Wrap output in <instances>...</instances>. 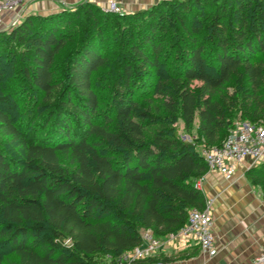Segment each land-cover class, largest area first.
<instances>
[{"label":"trees","instance_id":"obj_1","mask_svg":"<svg viewBox=\"0 0 264 264\" xmlns=\"http://www.w3.org/2000/svg\"><path fill=\"white\" fill-rule=\"evenodd\" d=\"M170 61L168 84L156 83ZM11 73L0 135L21 154L0 143V264H96L141 245L146 229L181 228L206 206L199 145L221 144L238 117L264 121V0H160L123 14L84 0L29 12L0 30V79ZM96 75L116 83L110 109ZM153 88L166 116L137 100ZM178 118L197 125L193 141ZM249 174L264 180V163Z\"/></svg>","mask_w":264,"mask_h":264},{"label":"crops","instance_id":"obj_2","mask_svg":"<svg viewBox=\"0 0 264 264\" xmlns=\"http://www.w3.org/2000/svg\"><path fill=\"white\" fill-rule=\"evenodd\" d=\"M78 0H24L15 12L4 16L7 27L20 22L29 12L47 13L60 9L62 4ZM106 3L108 0H93ZM126 8L135 10L149 7L158 0H118ZM264 163V162H262ZM251 159L242 162L231 179L217 171H208L200 185L207 200H212L214 231L218 253L209 257L196 256L199 245L178 248L175 245L160 249L159 254H183L184 259L169 264H249L264 251V180L249 171L261 165ZM201 250V249H200Z\"/></svg>","mask_w":264,"mask_h":264},{"label":"built area","instance_id":"obj_3","mask_svg":"<svg viewBox=\"0 0 264 264\" xmlns=\"http://www.w3.org/2000/svg\"><path fill=\"white\" fill-rule=\"evenodd\" d=\"M23 1L0 0V30L5 29L4 16L15 12ZM106 7L114 12H122L118 0H108ZM15 24L17 21H14L11 26ZM185 140L192 141V138L185 137ZM199 149L207 163L208 171L220 172L226 178L231 179L238 166L248 158L254 164L264 162V123H253L240 119L221 144L208 146L203 142ZM204 178L205 176L198 180L199 188ZM211 205L212 200H207L203 209H190L187 222L177 231L166 235L165 240L157 238L152 230L146 229L142 234L143 243L141 245L117 256L107 255L105 261H99L96 264H110L109 261H113V264H169L161 259L150 262H142V260L159 255L161 248L170 245L178 248L199 245L204 254L209 257L215 256L219 250L216 245L215 219ZM249 264H264V251L255 256Z\"/></svg>","mask_w":264,"mask_h":264},{"label":"rangeland","instance_id":"obj_4","mask_svg":"<svg viewBox=\"0 0 264 264\" xmlns=\"http://www.w3.org/2000/svg\"><path fill=\"white\" fill-rule=\"evenodd\" d=\"M80 1H84V0H78L77 2H80ZM91 1H93V0H91ZM159 1L160 0H158L156 3H158ZM77 2H75L74 4H76ZM93 2H95V1H93ZM95 3H97V2H95ZM156 3H154V4H156ZM97 4L100 5L106 11L113 12V13H119V14L134 12L136 10L143 9V8H139V9L131 10V9L126 8L124 5H122L120 3V6L122 8V12H114V11L107 9L106 3H101V4L97 3ZM154 4H152V5H154ZM66 5H70V4L67 3ZM145 8H148V7H145ZM47 13H49V12H47ZM10 27H12V26L8 25L7 27H5V29L10 28ZM71 44L72 43H70L66 47V49L59 55L60 58H62L66 55L67 50L71 46ZM172 62L173 61H170L168 66L162 68V70L159 72V74L155 78L156 83L162 82L163 84H166V85L168 84L169 78H170L169 73H170V68H171ZM4 69H6V67L3 68V70ZM96 76L97 77H95V89L98 92V94L100 95V98L102 101L101 108L104 110L110 109L113 98H115V96L119 94L118 91L115 92V91H112V89H111L115 82L110 83L109 80L105 79L103 76L102 77H101V75H99V77H98V75H96ZM12 77H13L12 73L9 75H3V77H1V79H0V90H4L6 92L9 89H13V87L15 85H14L13 81H11ZM192 85L197 86V85H199V82L194 81L192 83ZM5 92H3V93H5ZM138 94L139 95L137 96V100H139L140 104L143 107L149 108L155 114H161L163 116L167 115V111H166V107H165V99H164L165 97H163V95L159 94L158 92H154V88L148 89L147 91H144V92L141 91ZM35 98H36V95L35 96L30 95L27 103L25 102V104H23V103L20 104V110L18 109V114H20V115H19L17 120H19V119L23 120L24 118H26V116L29 115L30 109L34 106ZM240 119H242V117H238L236 119L235 126ZM196 122H197V120H196ZM101 123L103 124V122H101ZM260 123H264V121L260 122ZM174 125L179 128L182 139H185V137H187V138H192V141H193V139L196 138V135L198 134L197 125L194 124V126L191 129H188L185 127V123H184V120L182 118H178L176 121H174ZM230 131L228 132V134L230 133ZM228 134L226 133V135L224 136V139L228 136ZM9 140L10 139H7L6 137H3L2 135H0V143L2 141H4L2 143V146H4V149L9 151L11 154H13V156L19 157L21 154V149H20L19 145H17L15 142H11ZM62 162L64 165L69 166L68 159L66 157H64V156L62 157ZM69 167L71 168L72 166H69ZM157 238L165 240L166 236L157 237ZM195 254H196V256H200L202 254V252L199 249L196 251ZM180 259H184V257H179L178 260H180Z\"/></svg>","mask_w":264,"mask_h":264}]
</instances>
